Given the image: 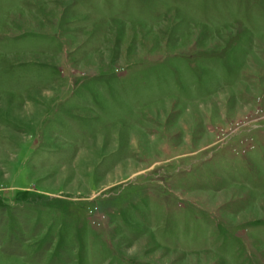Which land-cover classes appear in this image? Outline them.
Masks as SVG:
<instances>
[{
    "label": "rangeland",
    "instance_id": "rangeland-1",
    "mask_svg": "<svg viewBox=\"0 0 264 264\" xmlns=\"http://www.w3.org/2000/svg\"><path fill=\"white\" fill-rule=\"evenodd\" d=\"M0 264H264V0H0Z\"/></svg>",
    "mask_w": 264,
    "mask_h": 264
}]
</instances>
